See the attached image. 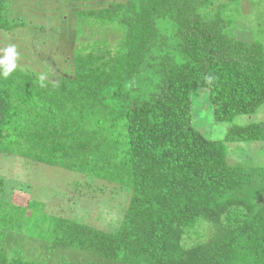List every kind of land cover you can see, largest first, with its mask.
I'll return each mask as SVG.
<instances>
[{"label": "trees", "instance_id": "obj_1", "mask_svg": "<svg viewBox=\"0 0 264 264\" xmlns=\"http://www.w3.org/2000/svg\"><path fill=\"white\" fill-rule=\"evenodd\" d=\"M258 3L110 2L75 12L72 77L0 74V153L128 195L111 231L0 197V264H42L9 257L7 234L117 264H264V166L229 163L226 146L264 142V123L234 124L264 106ZM5 9L0 0V30L25 27ZM239 21L252 25L248 42L235 35ZM196 87L214 121L230 124L223 140L192 126Z\"/></svg>", "mask_w": 264, "mask_h": 264}, {"label": "rangeland", "instance_id": "obj_2", "mask_svg": "<svg viewBox=\"0 0 264 264\" xmlns=\"http://www.w3.org/2000/svg\"><path fill=\"white\" fill-rule=\"evenodd\" d=\"M9 23L22 22L25 27L0 30V49L15 46L17 69L54 80L72 77L73 51L80 43L73 40L79 25L75 12L100 8L120 0H3ZM244 2L250 0H242ZM254 15L264 21V0H259ZM248 3V2H247ZM246 6V5H245ZM248 7L252 8L250 5ZM253 24L251 21L249 22ZM243 21L235 24V35L250 41L251 27ZM85 33H89L83 27ZM2 54V53H0ZM191 123L208 140H223L230 124L213 119L208 92L196 87L191 92ZM264 123V106L253 116L236 118L234 124ZM229 163L264 166V142L227 144ZM241 163V164H240ZM0 197L13 205L25 207L29 202L43 205L48 215L67 217L104 231L114 230L120 222L128 195L125 190L76 172L0 153ZM46 242L7 234L4 250L9 257L19 255L42 264H117L57 250Z\"/></svg>", "mask_w": 264, "mask_h": 264}, {"label": "clouds", "instance_id": "obj_3", "mask_svg": "<svg viewBox=\"0 0 264 264\" xmlns=\"http://www.w3.org/2000/svg\"><path fill=\"white\" fill-rule=\"evenodd\" d=\"M0 74L8 77L17 67V51L15 46L0 49Z\"/></svg>", "mask_w": 264, "mask_h": 264}]
</instances>
